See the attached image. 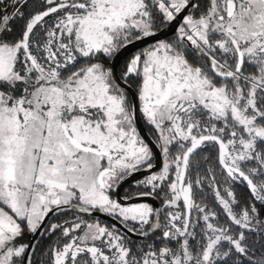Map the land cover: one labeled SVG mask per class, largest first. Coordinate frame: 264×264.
Masks as SVG:
<instances>
[{"label":"snow or ice","instance_id":"snow-or-ice-1","mask_svg":"<svg viewBox=\"0 0 264 264\" xmlns=\"http://www.w3.org/2000/svg\"><path fill=\"white\" fill-rule=\"evenodd\" d=\"M0 264H264V0H0Z\"/></svg>","mask_w":264,"mask_h":264},{"label":"flooded vegetation","instance_id":"flooded-vegetation-1","mask_svg":"<svg viewBox=\"0 0 264 264\" xmlns=\"http://www.w3.org/2000/svg\"><path fill=\"white\" fill-rule=\"evenodd\" d=\"M171 36H172V33H169V37H171ZM161 38L163 39L164 37H161ZM149 43H151V41H150ZM144 46H145L144 44H143V45H140V46H138L137 48L132 49L131 51L134 52V51L138 50V48H142V47H144ZM130 55H131V52L125 53L124 57H122V61H123V60H126ZM141 125H142L143 130L145 131V133L150 137V136H151V133L148 132L146 126H145L144 123H143V121H141ZM157 151H158V150H157ZM136 178H137V179H140V178H142V176L139 175V176H137ZM131 183H132V182L130 181L129 183L124 184V185L119 189V196L122 197L126 191H130V190H131V187H130ZM149 202L155 204L156 206H161V204H162V201H161L160 199L150 200ZM70 218H71V215H70V216H67L66 218H61V217H56V216L53 217V216H51V217L48 219L47 223L50 225V224H52V223L62 222L64 219H70ZM85 218H88V217H85ZM91 218H92V219H99L102 223H106V224H108V225H111L112 223H114V222L111 221V220H108V219H106V218H102V217H99V216H95V215H94L93 217H91ZM57 233H59V232H57ZM42 235H43V233L39 236V238H38V240H37V242H36L35 244H39L38 242H39V240H40V238H41ZM55 235H56V234H55ZM57 235H58V234H57ZM157 235H159V233H157ZM28 238H29V236H28ZM27 240H28V239H27ZM133 240H134L137 244L141 243V238H140V237L133 236Z\"/></svg>","mask_w":264,"mask_h":264},{"label":"trees","instance_id":"trees-1","mask_svg":"<svg viewBox=\"0 0 264 264\" xmlns=\"http://www.w3.org/2000/svg\"><path fill=\"white\" fill-rule=\"evenodd\" d=\"M56 217H60V216H56ZM61 218H66V217H61ZM57 236H59V233H56V235H52L50 238H48L46 236V234H43L38 243H39V245H41L43 247L44 250H46L47 247L49 246V244H51L52 242H54L56 240ZM42 258H43L42 254L38 252L37 253V259L39 260Z\"/></svg>","mask_w":264,"mask_h":264},{"label":"water","instance_id":"water-1","mask_svg":"<svg viewBox=\"0 0 264 264\" xmlns=\"http://www.w3.org/2000/svg\"><path fill=\"white\" fill-rule=\"evenodd\" d=\"M169 33H171V32H169ZM161 38V37H160ZM150 42V41H149ZM140 45H143V44H139L138 46H140ZM137 46V47H138ZM139 127L142 129V134H144L145 135V137H146V139L149 137L146 133H145V131L143 130V127H142V125H141V121H140V123H139ZM140 174H138L137 176H139ZM95 216H99V217H102V218H106V219H108V220H111V221H113L112 220V218H110V217H107L106 215H103V214H101V213H96L95 214ZM51 217V216H50ZM49 217V218H50ZM48 218V219H49ZM48 221V220H47ZM114 222V221H113ZM38 238H39V236H37L36 238H33V237H31V236H29V238H28V240H31L34 244L37 242V240H38ZM27 240V241H28Z\"/></svg>","mask_w":264,"mask_h":264},{"label":"rangeland","instance_id":"rangeland-1","mask_svg":"<svg viewBox=\"0 0 264 264\" xmlns=\"http://www.w3.org/2000/svg\"><path fill=\"white\" fill-rule=\"evenodd\" d=\"M27 239H28V236L25 237V241H27Z\"/></svg>","mask_w":264,"mask_h":264}]
</instances>
